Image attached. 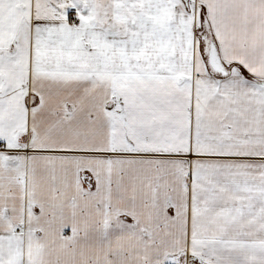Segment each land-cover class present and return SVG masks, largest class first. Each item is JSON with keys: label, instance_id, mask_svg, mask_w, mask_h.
I'll return each instance as SVG.
<instances>
[{"label": "snow or ice", "instance_id": "1", "mask_svg": "<svg viewBox=\"0 0 264 264\" xmlns=\"http://www.w3.org/2000/svg\"><path fill=\"white\" fill-rule=\"evenodd\" d=\"M0 264H264V0H0Z\"/></svg>", "mask_w": 264, "mask_h": 264}]
</instances>
